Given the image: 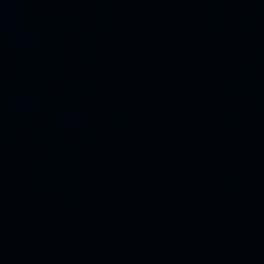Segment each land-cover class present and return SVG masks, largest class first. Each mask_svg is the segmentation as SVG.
Instances as JSON below:
<instances>
[{
  "label": "water",
  "instance_id": "95a60500",
  "mask_svg": "<svg viewBox=\"0 0 264 264\" xmlns=\"http://www.w3.org/2000/svg\"><path fill=\"white\" fill-rule=\"evenodd\" d=\"M0 264H264V0H0Z\"/></svg>",
  "mask_w": 264,
  "mask_h": 264
}]
</instances>
